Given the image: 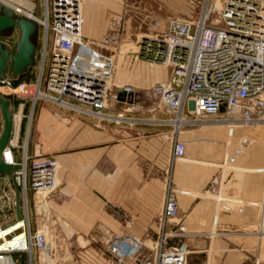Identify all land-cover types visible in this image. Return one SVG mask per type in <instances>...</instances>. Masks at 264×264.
Returning a JSON list of instances; mask_svg holds the SVG:
<instances>
[{"label":"built area","instance_id":"built-area-1","mask_svg":"<svg viewBox=\"0 0 264 264\" xmlns=\"http://www.w3.org/2000/svg\"><path fill=\"white\" fill-rule=\"evenodd\" d=\"M17 1L0 0V4L11 8L17 18L23 16L37 24L42 31V54L36 55L35 64L41 61L32 85H15L18 77L0 79V96L9 102L11 116V134L1 161L18 167L0 172V233L12 230L0 238V264H50L41 256L51 248L44 225L52 221L47 204L58 188L59 162L55 155L43 154L38 141L32 142L35 108L47 103L73 115L116 125L134 124L135 120L121 112L108 113L128 107L134 90L114 83L116 64L111 47L118 43L122 16H110L107 33L96 43L83 35L81 0H43L41 18L35 17L33 0ZM24 1L32 7L27 9ZM190 3L196 9L193 18L171 19L162 33L141 41L134 58V62L150 66V92L159 106L174 120H182L178 128L168 122L174 127L169 138L170 165L185 156L186 144L177 138L183 127H218L231 137L237 130L264 125V0ZM16 42L9 38L0 41L10 50ZM3 127L0 108V138ZM251 142L241 138L204 195H219L224 166L234 164L241 149ZM182 195L187 194L167 174L155 238L148 242L111 238L102 246L107 260L111 264H188L191 251L179 242L190 237L177 218L178 196ZM219 202L228 210L224 200ZM250 205L264 211V187L260 204ZM6 241L14 243L5 246Z\"/></svg>","mask_w":264,"mask_h":264},{"label":"crops","instance_id":"crops-1","mask_svg":"<svg viewBox=\"0 0 264 264\" xmlns=\"http://www.w3.org/2000/svg\"><path fill=\"white\" fill-rule=\"evenodd\" d=\"M83 13V35L107 33L111 0H84ZM14 31L3 34L0 41ZM127 80L121 86L130 85L138 92L151 90L148 70L135 68ZM130 107L120 106L108 113L126 116ZM45 117L49 116L43 114L39 124L42 131L48 124ZM72 117L73 122L63 129L62 140L38 141L40 151L55 155L59 162L58 188L47 204L52 219L48 229L51 232L57 226V236L66 241L106 243L114 237L152 241L162 209L164 177L170 166V137L147 135L146 124L116 125L82 115ZM190 128L184 132L183 142L185 159L191 162L172 167L175 182H182L194 193L178 196L180 212L183 207L188 210L183 223L200 234L211 230L216 202L201 195L218 173L220 167L215 169L219 163L239 144L233 139L248 136L254 141L243 147L235 160L237 165L220 186L228 211H220L217 238L228 236L222 232H230L235 226L257 225L258 208L248 203L262 198L264 170H258L264 169V125L237 130L231 141H224L222 128ZM40 151L37 145L36 153Z\"/></svg>","mask_w":264,"mask_h":264},{"label":"rangeland","instance_id":"rangeland-1","mask_svg":"<svg viewBox=\"0 0 264 264\" xmlns=\"http://www.w3.org/2000/svg\"><path fill=\"white\" fill-rule=\"evenodd\" d=\"M83 1L84 0H81L82 12ZM42 3L43 0L32 1V4L35 5V17H42ZM24 4L27 9L32 7L31 3L28 1H24ZM195 11L196 9L191 5L190 0H111V16L120 15L123 19L118 43L115 47H111V55L114 57L116 64L114 83L121 86L123 85V82H128L127 79H129L130 76H133L135 68H141L143 71L148 70L149 72L150 66L147 63L140 60L134 62L141 41L147 36L162 33L171 19L193 18ZM13 30L14 29L5 30L4 34ZM41 32V29H38L37 27L35 34L31 38L36 47L37 56H41L42 54ZM105 34L106 33L84 35L89 37L91 41L93 40L97 43L103 36H105ZM17 37V31L7 35V38L12 40H16ZM40 61L41 60H39L34 67L29 68L26 77L22 80L23 82L31 85L35 83L36 74L37 72L39 73ZM119 79L124 81H118ZM150 84L152 86L151 82ZM136 91L138 95L135 93ZM130 105V110H128L130 113L126 116L135 120V123L149 125L144 128V130L148 131L146 133L147 135L151 134L171 137L174 127L168 124V122L174 120V116L167 113L162 106H159L158 99L151 94L150 90L139 92L138 90H135L131 96ZM43 114L49 116L48 118L45 117L46 121L48 120V124L44 131L39 127ZM71 115L73 116V114ZM71 115L50 104H38L33 115L32 142L62 140L63 129L73 122V117ZM198 128L201 127H197V129ZM189 129L191 128L183 127L178 131L177 138L179 141H184V132ZM223 132L225 133V130ZM242 137H237L233 139V141L239 142ZM246 137L251 140L250 137ZM224 140H226V137ZM252 141L254 140L252 139ZM242 150L243 148L241 151ZM183 158L184 160L181 162H191L185 159L186 156ZM175 163H177V161L174 162L173 165ZM222 163L223 162L219 163V165L221 166ZM173 165L169 166L167 174L171 176V179L177 188L186 189V185L182 182H175L172 169ZM236 165L237 162L230 166H224V169L226 170L225 176ZM220 166H218L215 171H218ZM167 174L165 176H167ZM193 195L194 193L191 192V196ZM221 196L224 198L223 194H221ZM201 197L213 200L214 202L216 201L215 196L212 195L202 194ZM182 211L183 213L179 210L180 214L178 212L177 218L178 220H181V223L190 234V237L179 242L186 244L191 251V258L188 264H264V227L263 229L259 228V222L257 225L248 227L235 226L230 232H222V234L228 235L222 237V239L217 238L220 232H216L215 227L214 232L216 236L215 238L212 236L213 239H209L207 235L211 233V230L207 233L200 234L198 231H192L187 228L186 224L183 223V220L184 216L187 215L188 210L183 207ZM216 211V214L220 216L221 210L218 209ZM55 228H57V226H53L51 228V230H53L48 234L50 235L48 236L51 244L50 251H48L47 254L42 255L41 259L46 260L50 264H111L103 254L102 246L104 243H84L62 240L59 234L57 236L56 230L58 231V229L54 230ZM179 242L178 244H180ZM201 255L204 256V261H202Z\"/></svg>","mask_w":264,"mask_h":264},{"label":"water","instance_id":"water-1","mask_svg":"<svg viewBox=\"0 0 264 264\" xmlns=\"http://www.w3.org/2000/svg\"><path fill=\"white\" fill-rule=\"evenodd\" d=\"M9 29L17 30L18 40L11 50L0 43V79L5 77L16 79L20 74L35 66L36 47L31 38L37 30V24L33 20L23 16L17 18L11 8L0 4V37L3 36L5 30ZM0 108L4 121L3 132L0 138V172L9 173L11 170L18 169V167L5 165L1 161V152L11 134L9 102L1 96ZM190 258L191 256H189ZM201 258L204 261L203 255H201Z\"/></svg>","mask_w":264,"mask_h":264},{"label":"bare ground","instance_id":"bare-ground-1","mask_svg":"<svg viewBox=\"0 0 264 264\" xmlns=\"http://www.w3.org/2000/svg\"><path fill=\"white\" fill-rule=\"evenodd\" d=\"M19 4H22V2L21 1H17ZM24 6H25V4H24ZM29 17H31V15L30 14H27ZM173 126H175V127H179L180 126V124L182 123V120L181 119H177V120H174V121H171L170 122ZM225 137H226V140H224V141H231V139H233L234 138V134L231 136V137H228L227 135H226V133H225ZM245 138H247L246 136H244ZM213 141H219V140H213ZM250 141H252V140H250ZM253 142V141H252ZM182 160H184V158H182V159H178L177 160V163H179V162H181ZM260 170V171H259ZM258 170V172H263V170L264 169H259ZM263 187H264V184H263ZM179 189V188H178ZM179 191H181V192H184V193H186L187 195H185V196H191V192L190 191H188V190H186V189H179ZM221 192L219 193V196L218 195H216L215 196V202H216V206H217V210L219 209H221V211H223V210H225V209H223V208H221V206H220V200H225V198H223L222 196H221ZM183 196V195H182ZM218 196V197H217ZM262 196H263V193H262ZM262 201V198H261V200L259 201V202H256V203H259L260 204V202ZM251 203V202H250ZM250 203H248V205L249 206H251L250 205ZM254 203V202H253ZM225 211H228V210H225ZM217 212V211H216ZM258 215H259V218H258V222H259V228H261V229H263V227H264V211L262 210V209H260V208H258ZM219 221H220V216L218 215V214H216L215 213V215H214V217H213V219H212V223H211V233H209L207 236L209 237V239L210 238H212V236H213V238H215V236H216V234H215V232H214V228L218 225V223H219ZM47 224V223H46ZM44 228H47L48 229V226L47 225H44ZM49 230V229H48ZM12 232V230L11 229H5L4 231H2V233H0V238H2V237H5V236H7V235H9L10 233ZM49 233H51L50 232V230H49ZM215 234V235H214ZM50 236V235H49ZM212 238V239H213ZM50 242V241H49ZM13 243H14V241H10V242H5L4 243V245L5 246H7V245H13ZM56 253V252H55ZM59 257V256H58ZM55 258V257H54ZM55 260H57V259H55Z\"/></svg>","mask_w":264,"mask_h":264},{"label":"trees","instance_id":"trees-1","mask_svg":"<svg viewBox=\"0 0 264 264\" xmlns=\"http://www.w3.org/2000/svg\"><path fill=\"white\" fill-rule=\"evenodd\" d=\"M29 70V69H28ZM28 70L25 72V73H22V74H20L19 76H18V78H17V80H15V85H17V84H20V83H23V79L26 77V74H27V72H28Z\"/></svg>","mask_w":264,"mask_h":264}]
</instances>
